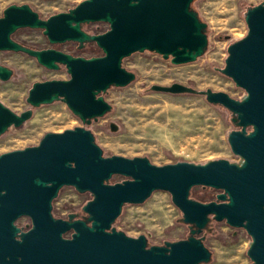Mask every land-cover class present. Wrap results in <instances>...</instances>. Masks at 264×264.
<instances>
[{
    "label": "water",
    "instance_id": "95a60500",
    "mask_svg": "<svg viewBox=\"0 0 264 264\" xmlns=\"http://www.w3.org/2000/svg\"><path fill=\"white\" fill-rule=\"evenodd\" d=\"M193 2L83 0L48 18L28 3L7 6L0 17V51L26 53L47 69L65 67L69 78L34 82L26 98L30 106L20 113L0 101V136L30 120L35 108L56 101L65 102L84 124L105 116L113 108L105 93L136 79L123 66L135 52H156L174 64L196 61L209 38L208 24ZM245 21L247 34L229 45L225 66L217 68L245 90L240 99L180 82L150 86L204 95L229 110L239 127L228 134L238 161L156 165L146 156L104 155L85 126L47 132L37 145L0 154V264H206L213 252L201 234L212 220L245 229L251 237L249 264H264V1L248 6ZM94 22H106L109 29H84ZM21 28L42 29L52 44L72 41L84 48L95 43L103 53L85 57L53 47L35 49L13 38ZM13 75V68L0 63V80ZM111 129L118 125L112 122ZM114 175L125 178L113 183ZM64 186L91 193L83 216L54 215V200ZM196 186L220 192L216 200L200 201L191 197ZM157 190L170 192L189 227L187 238L149 245L146 235L132 237L113 226L126 204L144 203ZM22 216L31 219L27 229L16 224Z\"/></svg>",
    "mask_w": 264,
    "mask_h": 264
},
{
    "label": "rangeland",
    "instance_id": "374dc122",
    "mask_svg": "<svg viewBox=\"0 0 264 264\" xmlns=\"http://www.w3.org/2000/svg\"><path fill=\"white\" fill-rule=\"evenodd\" d=\"M83 0H0V17L11 4L28 3L41 17L67 11ZM264 0H194L192 7L207 24L209 38L206 52L194 62L174 64L161 54L151 51L135 52L124 58L123 66L136 73V79L124 87H111L105 98L113 105L111 112L91 124H84L63 101L34 109L30 120L21 127L12 126L0 136V154L37 145L47 132H63L76 126L90 129L104 155L125 157L146 156L156 165L179 161L205 163L225 158L238 161L228 141V134L239 127L231 120L225 107L210 103L204 95L170 94L153 91L152 84L170 85L180 82L197 89L211 88L227 92L240 99L245 90L217 68L225 66L228 47L248 32L245 12L248 6ZM90 33L109 29L106 22L85 24ZM13 38L35 49L57 48L76 56H99L102 50L90 43L79 48L68 41L52 44L42 29L21 28ZM0 63L14 69L7 81L0 80V101L20 113L29 104V89L36 81L68 79L65 67L47 69L35 58L23 52L0 51ZM118 125L113 131L111 123ZM125 177L114 175L111 182ZM220 190L196 186L191 197L200 201L216 200ZM92 198L90 192L80 193L73 186H64L54 200L53 213L66 218L69 213L83 215L82 207ZM182 212L165 190L154 191L144 203L126 204L113 224L132 237L144 234L149 245L187 238L189 227L181 221ZM22 220L21 222H23ZM201 235L213 252L206 264H249L247 254L250 235L243 228H235L226 221H215ZM70 236V233L67 234Z\"/></svg>",
    "mask_w": 264,
    "mask_h": 264
},
{
    "label": "flooded vegetation",
    "instance_id": "af4514ba",
    "mask_svg": "<svg viewBox=\"0 0 264 264\" xmlns=\"http://www.w3.org/2000/svg\"><path fill=\"white\" fill-rule=\"evenodd\" d=\"M88 44H90V43H88ZM88 44H86V46H87ZM86 46H85V47H86ZM85 47H84V48H85ZM80 216H83V215H80ZM80 216H79V217H80ZM67 217H68V215H67ZM67 217H66V218H67ZM22 220H24V221L21 222ZM16 224H17L19 227L23 228V229H27L28 226L31 224V219H30V217H28V216H22V217H20L19 219H17Z\"/></svg>",
    "mask_w": 264,
    "mask_h": 264
}]
</instances>
